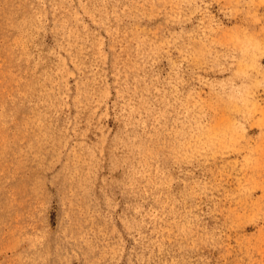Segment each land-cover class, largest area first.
<instances>
[{"label": "rangeland", "instance_id": "374dc122", "mask_svg": "<svg viewBox=\"0 0 264 264\" xmlns=\"http://www.w3.org/2000/svg\"><path fill=\"white\" fill-rule=\"evenodd\" d=\"M0 264H264V0H0Z\"/></svg>", "mask_w": 264, "mask_h": 264}]
</instances>
